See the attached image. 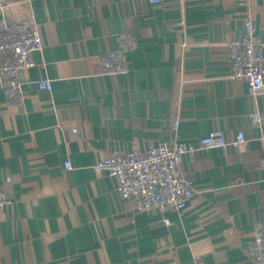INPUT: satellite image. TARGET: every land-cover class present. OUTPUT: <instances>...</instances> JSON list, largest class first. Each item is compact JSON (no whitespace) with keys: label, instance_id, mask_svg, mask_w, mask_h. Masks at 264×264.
Wrapping results in <instances>:
<instances>
[{"label":"crops","instance_id":"1","mask_svg":"<svg viewBox=\"0 0 264 264\" xmlns=\"http://www.w3.org/2000/svg\"><path fill=\"white\" fill-rule=\"evenodd\" d=\"M7 3L12 20L33 16L43 47L18 73L20 105L0 88V189L12 199L0 211V264H252L264 221V93L229 79L227 43L251 19L264 46V0ZM119 32L137 42L128 74L96 76ZM255 109L260 126L249 120ZM215 129L226 147L181 160L193 188L182 210L139 212L93 169L174 139L196 146ZM238 130L245 148L232 143Z\"/></svg>","mask_w":264,"mask_h":264},{"label":"built area","instance_id":"2","mask_svg":"<svg viewBox=\"0 0 264 264\" xmlns=\"http://www.w3.org/2000/svg\"><path fill=\"white\" fill-rule=\"evenodd\" d=\"M158 1L150 0L153 3ZM7 2L8 0H0V88L6 103L11 106L22 103L18 73L33 65V52L42 49L43 40L40 26L33 16L12 20L6 13ZM183 24V21L179 22V25ZM116 42L118 48L99 58L94 72L96 76L128 74L130 67L127 53L137 46V42L127 32H119ZM227 49L229 79L245 82L254 96L264 93V46L255 34L251 19L244 21L242 34L230 40ZM39 87L49 90L50 81H41ZM249 120L253 126H260V112L257 109L251 111ZM177 125V120L171 122V132H176ZM261 140L264 142V137ZM249 142L245 132L238 130L232 143L245 148ZM227 145L222 130L215 129L201 137L196 146L174 139L169 146L159 145L103 158L93 169L95 172H107L115 181L118 195L124 199L132 198L135 209L139 212L163 210L166 207L182 210L193 195L191 183L180 167L183 156L196 150L223 148ZM64 168L70 169V164L65 162ZM11 204V197L0 189V211ZM164 222L168 223V220L165 218ZM247 253L252 264H264V221L256 224Z\"/></svg>","mask_w":264,"mask_h":264}]
</instances>
